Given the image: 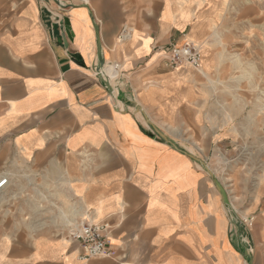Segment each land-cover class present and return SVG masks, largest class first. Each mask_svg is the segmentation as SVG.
Segmentation results:
<instances>
[{"label":"crops","instance_id":"obj_1","mask_svg":"<svg viewBox=\"0 0 264 264\" xmlns=\"http://www.w3.org/2000/svg\"><path fill=\"white\" fill-rule=\"evenodd\" d=\"M222 2L0 0V264H264V214L249 232L179 142L200 75L162 64L217 26L182 6ZM83 222L114 257L80 258Z\"/></svg>","mask_w":264,"mask_h":264},{"label":"rangeland","instance_id":"obj_2","mask_svg":"<svg viewBox=\"0 0 264 264\" xmlns=\"http://www.w3.org/2000/svg\"><path fill=\"white\" fill-rule=\"evenodd\" d=\"M182 8L193 23L214 21L217 26L197 42L204 64L212 68L208 75L202 74L203 67L193 68L200 77L192 87L191 115L182 116L178 124L179 142L213 173L231 211L253 233L264 214V0ZM0 205L11 208L14 201L2 197ZM242 215L252 218V224ZM250 246L253 256L255 247Z\"/></svg>","mask_w":264,"mask_h":264},{"label":"built area","instance_id":"obj_3","mask_svg":"<svg viewBox=\"0 0 264 264\" xmlns=\"http://www.w3.org/2000/svg\"><path fill=\"white\" fill-rule=\"evenodd\" d=\"M129 37L130 31L129 28H126L120 36V40L124 41ZM167 51L168 55L162 62L167 69L176 70L183 65H190L197 70L203 67L202 49L193 42H187L181 47L172 45ZM99 75L103 78H111L105 71L99 72ZM9 185V176L0 175V197L3 196ZM109 231L110 226L105 222H83L73 228L71 235L80 245V258L89 261L114 257L116 252L110 245L108 239Z\"/></svg>","mask_w":264,"mask_h":264},{"label":"water","instance_id":"obj_4","mask_svg":"<svg viewBox=\"0 0 264 264\" xmlns=\"http://www.w3.org/2000/svg\"><path fill=\"white\" fill-rule=\"evenodd\" d=\"M65 26H66V29L68 30L69 27H70V25H69V21H68V20H65ZM120 99H121V100H124V97H123V96H120ZM207 170H208V168H207ZM208 172H209L210 175L214 178V182H215V184L217 185V187L219 188V190L223 193V195H224V197H225V202H226V204L230 207V202H229L228 196H227V194H226L224 188L221 186V184L219 183V181L213 176V173H212L210 170H209ZM232 213H233V216H234L235 218H237L236 214H234V212H232Z\"/></svg>","mask_w":264,"mask_h":264},{"label":"bare ground","instance_id":"obj_5","mask_svg":"<svg viewBox=\"0 0 264 264\" xmlns=\"http://www.w3.org/2000/svg\"><path fill=\"white\" fill-rule=\"evenodd\" d=\"M200 46V45H199ZM237 61V60H236ZM236 63V62H235ZM245 220H247L248 222H250V224H252V222H253V219L251 218V219H249V218H247V219H245Z\"/></svg>","mask_w":264,"mask_h":264}]
</instances>
